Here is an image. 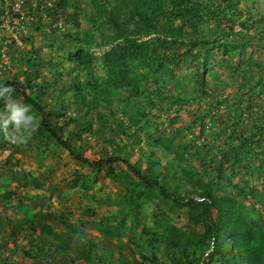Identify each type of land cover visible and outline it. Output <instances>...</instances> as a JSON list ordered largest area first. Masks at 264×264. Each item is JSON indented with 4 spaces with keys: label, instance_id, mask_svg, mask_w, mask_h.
Listing matches in <instances>:
<instances>
[{
    "label": "rangeland",
    "instance_id": "rangeland-1",
    "mask_svg": "<svg viewBox=\"0 0 264 264\" xmlns=\"http://www.w3.org/2000/svg\"><path fill=\"white\" fill-rule=\"evenodd\" d=\"M92 1H96V4ZM113 1L0 0V80L15 78L24 82L28 79L31 84L38 85L45 76L49 85L35 89V93L41 95L36 101L48 112L54 104L56 90L64 93L62 107H56L54 114L49 117L46 115L45 119L61 139L72 135L69 134V125L73 124L77 129V138L75 140L72 136V139L81 147V157L97 161L102 156L112 157L119 154L138 169L143 177L153 179L165 190L184 197L191 191L186 164L175 155L173 147L166 142L160 145L155 139L158 137V129L170 119L175 127H183L181 133L184 140L194 141L198 145L202 143V136L194 126L190 128L192 122L189 121L191 114L202 113L206 105L198 104V99L191 101L194 88L191 79L174 80L172 76H168L169 68L166 63L161 64L160 70L157 68L159 63H156V68L149 73H152L151 76L157 80L158 85L165 87L168 83L173 84L175 96L186 99L188 104L177 102L165 112L167 115L159 112L153 118L147 112L148 121L139 115L136 119L130 117V111L137 100L130 98V104L126 107L121 100L124 94L120 91L114 96L107 94L109 101H100L96 108L88 112L76 104L73 98L74 91L78 90L89 99L96 84L105 77L103 55L115 47L116 42L109 41L112 35L110 27L104 18H96L95 14L98 12L94 7L109 9L113 6ZM190 1L197 30L205 32L209 23L220 13L234 25L232 40L237 43H241L246 37L237 22L245 24V29L264 34L262 30H256L259 20H264V0ZM101 20H104L103 24ZM139 39L154 40L156 47L161 49L160 44L165 47L169 41L159 33ZM175 46L170 45V49L174 51ZM76 47L87 54L85 67H76L74 63L69 64L66 60L68 53ZM206 47L209 46L202 45L200 51L195 48L196 54L191 52L189 57L198 60L196 55ZM215 53L217 56L220 54L219 51ZM238 54L246 56L233 48L223 57H219L217 63L211 62L207 56L203 64L210 81L216 86L210 91L211 101L215 95L229 97L226 107L221 109L223 115L232 107L233 101L230 97L237 100L240 93L248 88L254 94L260 91L251 71L246 72L244 85H238V80L231 73V66L227 62L229 57L235 59ZM27 59L34 61L31 70L27 69ZM33 73L38 78H33ZM218 73L223 75L221 81H217ZM213 84L209 87L212 88ZM13 99L23 103L19 96H13ZM263 99V95H258L251 106L261 117L263 114L260 105ZM4 109V100L0 99V112ZM30 114L35 116L38 126L39 116L32 107ZM84 121L91 125L92 133L99 131L100 125L108 126L110 130L104 134L92 135L82 131ZM217 124L218 121H215L214 125ZM214 125H204L202 135L211 134ZM187 129L190 131L187 132ZM26 178L38 181V187L33 188L32 184L25 182ZM263 179L264 176H261L262 181ZM235 203L239 217L254 229L255 247L260 250L264 264V192L259 198L248 197L244 201L235 199ZM24 206L35 215L34 219L48 224L53 232L66 234L70 233L68 228H79L88 238L97 237L100 225L103 224L108 225L102 226L103 230L107 227L127 232L130 228L143 225L155 233L165 234V223L159 222L156 214L166 217L168 224L182 232H188L191 228L183 214L184 208H177L169 201L159 199L154 192L148 193L138 178L125 167L111 170L104 166L94 170L81 165L47 140L44 134H39L37 127L24 144L12 143L0 132V262L42 264L25 256L20 250L35 253L37 245L44 255L53 248L51 243L39 241L36 230L23 225L22 230L15 233L12 229L15 222L9 225L2 221L3 218L17 221L21 214L19 208ZM121 219L122 228L119 227ZM194 230L200 233L201 227H194ZM115 231L112 230L106 239L95 241L98 253L101 249H111V257L116 264H119L120 258L141 263V252L124 243ZM134 232L137 235L138 231ZM164 243L167 245L169 242L164 240ZM85 252L84 249L83 255ZM170 255L171 250L159 256L168 259ZM68 256L72 254L62 255L57 259H65V264H69L66 259ZM104 257L107 258V254ZM91 260L95 261L94 258Z\"/></svg>",
    "mask_w": 264,
    "mask_h": 264
},
{
    "label": "trees",
    "instance_id": "trees-1",
    "mask_svg": "<svg viewBox=\"0 0 264 264\" xmlns=\"http://www.w3.org/2000/svg\"><path fill=\"white\" fill-rule=\"evenodd\" d=\"M92 2L96 4V1ZM113 2L109 9L94 7L98 12L95 14L96 18H104L110 27L112 35L109 41L116 42V46L103 55L105 77L96 84L89 99L76 88L74 90L77 92L74 91L73 98L76 104L88 112L96 108L100 101H109L107 94L114 96L121 92L124 94L121 100L125 102L126 107L130 104V98L137 100L130 111V117L136 119L139 115L148 121L147 112H150L153 118L157 117L159 112L167 115L165 112L177 102L188 104L186 99L175 96L173 84L168 83L165 87L158 85L157 80L151 76L152 73H149L156 68V63H159L157 66L159 70L161 64L166 63L169 68L168 76H172L174 80L191 79L194 86L191 101L198 99V104L206 105L202 113L191 114L189 121L192 122L190 128L194 126L202 136V143L198 145L194 141L184 140L181 133L183 127L178 125L175 127L170 119L158 129V137L155 139L160 145L166 142L168 146L173 147L175 155L186 164V175L189 177L191 188L186 196L181 197L169 192L153 179L143 177L138 169L119 154L112 157L102 156L97 161L81 157V147L75 141L77 129L73 124L69 125V134L72 135L61 139L48 126L45 119L46 115L49 117L54 114L56 107H62L64 93L56 90L54 104L48 112H45L43 105L36 101L41 95L36 94L35 89L46 88L49 85L46 83L49 80L45 76L38 85L31 84L28 79L20 82L13 78L0 80V86H11L14 89L12 96H19L23 103L34 109L39 116L37 126L39 134H44L47 140L59 147L71 160L94 170L104 166L111 170L125 167L138 178L148 193L154 192L159 199L169 201L177 208H184L183 214L191 227L190 230L182 232L168 224L166 217L156 214L157 220L165 223L167 230L165 234L155 233L143 225L130 228L127 232L107 227L103 230L102 226H108L103 224L100 225L97 237L88 238L79 228H68L70 233L66 234L53 232L48 224L39 223L34 219L35 215L25 206L19 208L21 214L17 221L6 218L2 221L9 225L15 222L12 226L15 233L20 232L23 225L28 226L37 231L39 241L53 245L50 252L44 255L37 245L35 253L20 250L25 256L42 264H65V259L57 257L69 253L72 254L66 258L69 264H116L111 257V249H101L98 253L95 245V241L106 239L112 230H116V234L124 243L141 252V263L120 258L119 264H262L261 252L255 247L254 229L247 226L239 217L235 199L241 201L248 197L256 199L264 192V179L261 180V176H264V99L260 105L262 117L251 107L258 95L264 96V34L245 29V24L237 22L246 35L244 41L237 43L232 40L234 25L220 13L209 23L205 32L197 30L190 0ZM104 20H101L102 24ZM258 23L259 27L256 30H262L264 33V20H259ZM158 33L169 39L165 47L160 44L162 49L156 47L154 40L139 39ZM170 45H176L174 51L170 49ZM202 45L209 47L196 55L198 60L189 57L191 52L195 55L196 51H200ZM233 48L246 55L238 54L235 59L231 57L227 59L238 85H244L246 72L251 71L256 78L255 84L260 86V91L254 94L248 88L240 93L237 100L230 97L233 101L232 107L223 115L221 109L226 107L229 97L215 95L211 101L210 91L216 86L210 81L203 64L207 56L211 62L217 63L219 57H223ZM216 51H219V56L216 55ZM66 60L69 64L74 63L76 67H85L87 54L76 47L74 51L68 53ZM26 64L27 69L31 70L34 61L27 59ZM33 78H38V75L33 73ZM217 78V81H221L223 75L219 74ZM210 84H213L212 88L209 87ZM215 121H218L217 125H214ZM195 123L196 125H193ZM209 123L214 125L212 133L202 135L204 125ZM81 129L92 135L104 134L110 130L108 126L100 125L99 131L92 133L91 125L87 121H84ZM189 131L190 129H187V132ZM24 180L32 184L33 188L38 187V181L35 179ZM122 224L121 219L120 228ZM197 226L201 227L200 233L194 230ZM134 230L138 231L137 235ZM164 240L169 243L166 245ZM84 249L86 252L83 255ZM169 250L172 251V255L168 259L160 258L159 255H165ZM105 254L107 258L104 257ZM0 264L15 263L2 261Z\"/></svg>",
    "mask_w": 264,
    "mask_h": 264
},
{
    "label": "clouds",
    "instance_id": "clouds-1",
    "mask_svg": "<svg viewBox=\"0 0 264 264\" xmlns=\"http://www.w3.org/2000/svg\"><path fill=\"white\" fill-rule=\"evenodd\" d=\"M13 91L11 86H0V99L5 104L4 111L0 112V132H3L6 140L24 144L36 130V118L30 114V105L13 99Z\"/></svg>",
    "mask_w": 264,
    "mask_h": 264
}]
</instances>
